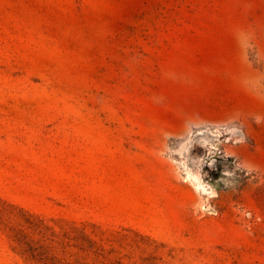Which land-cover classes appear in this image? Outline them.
Returning <instances> with one entry per match:
<instances>
[{
  "label": "rangeland",
  "instance_id": "obj_1",
  "mask_svg": "<svg viewBox=\"0 0 264 264\" xmlns=\"http://www.w3.org/2000/svg\"><path fill=\"white\" fill-rule=\"evenodd\" d=\"M0 264H264V0H0Z\"/></svg>",
  "mask_w": 264,
  "mask_h": 264
}]
</instances>
